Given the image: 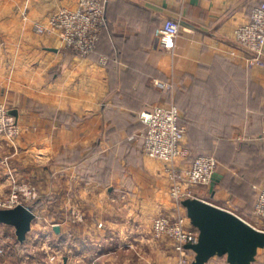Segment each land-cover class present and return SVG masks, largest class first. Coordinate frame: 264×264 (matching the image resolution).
I'll list each match as a JSON object with an SVG mask.
<instances>
[{
  "label": "crops",
  "instance_id": "obj_1",
  "mask_svg": "<svg viewBox=\"0 0 264 264\" xmlns=\"http://www.w3.org/2000/svg\"><path fill=\"white\" fill-rule=\"evenodd\" d=\"M78 1L0 0V103L22 129L15 147L0 136V161L10 154L21 177H41L54 210L32 207L46 219L33 222L24 243L13 227L0 224L9 243L29 249L3 255L0 241V261L22 264L18 258L26 255V264H50L55 255V264H176L172 244L152 239L151 219L175 204L167 164L142 149L147 126L139 113L174 102L191 158L219 162L214 194L211 183L196 188V196L251 217L252 200L231 182L255 185L264 174L255 170L264 156V66L248 65L234 31L263 0H109V27L88 58L63 49L56 34L34 31V21L46 24L57 9ZM168 18L183 28L164 46L158 33ZM157 82H170L173 90ZM167 94L172 101L164 102ZM191 158L179 167H191ZM5 170L0 162L2 193L9 192ZM73 207L83 210V221L54 217L60 210L63 218L70 215ZM208 264L228 262L215 257ZM255 264H264V249Z\"/></svg>",
  "mask_w": 264,
  "mask_h": 264
},
{
  "label": "built area",
  "instance_id": "obj_2",
  "mask_svg": "<svg viewBox=\"0 0 264 264\" xmlns=\"http://www.w3.org/2000/svg\"><path fill=\"white\" fill-rule=\"evenodd\" d=\"M23 16L27 18L26 9ZM106 22V0H79L75 8L57 9L50 15L46 24L34 23V31L41 36L56 33L65 50L86 58L95 51ZM182 28L180 20L166 19L158 33L162 44L168 46V42L177 37ZM234 39L247 54L249 66H264V0L253 8L249 21L235 29ZM106 61L104 58L105 64ZM157 87L171 91L174 86L170 82H157ZM181 117L180 109L174 102L147 106L139 114L140 120L148 127L142 144L143 151L147 156L167 164L170 195L176 204L173 215L154 220V236L172 237L176 243L174 248L179 257V264H191L194 253L186 246L196 243L199 233L191 225L181 202L186 198L197 197L196 188L210 186L218 171L219 162L213 156L199 155L191 162L190 168L179 167L178 162L190 156V149L185 141L186 129L180 124ZM20 131L21 127L14 116L0 103V134L15 139L21 135ZM261 139L264 140V127ZM12 179V196L5 200L0 193V207L14 208L20 204L29 207L22 202V198H36L37 192L31 186L22 185L14 177ZM254 189L257 192L254 214L262 222L253 225L264 231V183ZM71 210V219L68 216L67 220H84L82 209L73 207ZM53 224V227L59 225Z\"/></svg>",
  "mask_w": 264,
  "mask_h": 264
},
{
  "label": "water",
  "instance_id": "obj_3",
  "mask_svg": "<svg viewBox=\"0 0 264 264\" xmlns=\"http://www.w3.org/2000/svg\"><path fill=\"white\" fill-rule=\"evenodd\" d=\"M10 114L15 116L13 111ZM219 176L216 173L213 177L212 194ZM181 205L199 233L197 242L186 246L194 253L191 264H208L215 257L226 258L228 264H255L259 250L264 249L263 230L236 213L198 197L186 198ZM35 218L34 211L23 204L0 209V224L13 227L21 243L31 232ZM54 230L59 233L61 228L56 225Z\"/></svg>",
  "mask_w": 264,
  "mask_h": 264
},
{
  "label": "rangeland",
  "instance_id": "obj_4",
  "mask_svg": "<svg viewBox=\"0 0 264 264\" xmlns=\"http://www.w3.org/2000/svg\"><path fill=\"white\" fill-rule=\"evenodd\" d=\"M23 12H24V10H23ZM50 17V16H49ZM49 17H48V19H49ZM23 18H24V16H23ZM25 19V18H24ZM28 19V13H27V18L25 19V20H27ZM48 21V20H47ZM35 23L36 22H40V21H34ZM41 23V22H40ZM56 34V33H55ZM37 36H38V34H37ZM39 36H41V35H39ZM42 36H46V35H42ZM64 49V48H63ZM72 53V52H71ZM90 57V56H89ZM86 58H88V57H86ZM171 101H172V99H170ZM9 110V109H8ZM263 127H264V121H263ZM262 133H263V131H262ZM20 134H22V129H21V131H20ZM0 136H2V137H6V135H4V134H0ZM20 136L21 135H19L17 138H15V139H11V138H8V137H6V139L9 141L8 142V144H9V146H12V147H15V144H13L17 139H19L20 138ZM258 143H260V142H258ZM187 145V144H186ZM259 147H260V150L262 151V152H264V145H263V143H261V145H259ZM143 149V148H142ZM10 158H11V155L10 154H7V155H4L3 156V158L1 159V164H3V166L5 167V171H7L6 172V178H7V181H8V185H9V192H0L2 195V197L5 199V200H8V199H10V197L12 196V193H11V191H12V181H13V179H12V177H14L19 183H22V185H28V186H31L33 189H35V191L37 192V196H36V198H32V199H30V200H27V199H25L24 197L22 198V196H21V198H22V202L24 203V204H27V205H34L36 202L38 203V205H35V207L36 208H38V206L40 205V204H44V205H46V206H49V204H47V202H46V194H45V191H44V189H43V183H44V180L40 177V178H37V176L36 175H34V176H30V174H27L28 176H26V175H24V174H22L23 176L21 177L20 176V174H19V172H17L16 173V171H15V168L13 167V165H12V163H11V161H10ZM189 159V157L187 158V159H185V160H180V161H186V160H188ZM261 167H262V165H261ZM261 167H257V169H255L256 171H261L262 172V168ZM190 168V167H189ZM188 169V168H187ZM45 173V172H44ZM43 180V182H41ZM37 181H38V183L40 182L41 184H37ZM170 181V180H169ZM260 182V183H259ZM259 182H258V184L257 185H253V187H255V186H260V185H262L263 183H264V174L262 175V177L260 178V180H259ZM170 183V182H169ZM41 187H42V189H41ZM201 188H205V187H201ZM255 191H256V189H254ZM169 195H170V187H169ZM219 196H223L220 192H219ZM170 198H171V200L174 202V204H175V201L172 199V197H171V195H170ZM256 199H257V197H256ZM255 204H256V201H255V203H254V207H255ZM254 207H253V210H252V213H253V215L250 217L249 216V218L248 217H242V218H244L246 221H248V222H250L251 224H257V223H260V222H262V221H260L259 219H258V217H256V215L254 214ZM32 210H33V208L32 207H30ZM175 208H176V204H175ZM174 208V209H175ZM0 209H1V207H0ZM174 209H172L171 211H169L168 213L167 212H165V211H162L161 213H159V214H157L156 216H154V218L153 219H151V234H152V239L153 240H156V241H158V240H162V239H165V241L167 242V243H171L172 244V247L174 248L175 247V241L172 239V237H169L168 235L167 236H164V237H162V238H156L155 236H154V220L156 219V218H159V217H162V216H168V215H173V213H174ZM47 210V213L49 214V213H53L54 212V210H52V208L49 206V209H46ZM34 211V210H33ZM41 211V210H40ZM52 211V212H51ZM60 212H61V210L58 212H56V215L54 216V217H56V219H58V220H67V217L69 218V219H71L70 218V215L68 214V215H65V217L63 218L62 217V215H60ZM34 213H35V211H34ZM43 213H44V215L45 216H47L48 214L46 213V211H44L43 210ZM35 215H36V213H35ZM40 218H41V220H40ZM36 219V218H35ZM45 219H46V217H44L43 215H42V213H40V212H38V215H37V219L36 220H34L33 222L35 223V226H37V225H39V221H45ZM60 221H58V222H60ZM68 221V220H67ZM55 223V222H54ZM52 224V223H51ZM34 224L32 223V228L34 227L33 226ZM42 226V225H41ZM43 227L46 229V225L44 226L43 225ZM48 227H49V225H48ZM1 233H4V234H2L1 236L2 237H0V241H1V244H2V248H4L3 250V255H4V253L5 252H10V253H13V252H16V251H20L21 252V255H22V252H23V250H25V251H27V252H29V249L28 248H24V247H22L21 248V246H20V244H18L17 242H16V240H13L12 239V241H10V243L8 242V238L9 237H5L4 238V235H5V233L6 232H4V231H2V228H0V234ZM29 235V234H28ZM2 238H3V241L4 242H2ZM27 240V239H26ZM25 240V241H26ZM24 241V242H25ZM23 242V243H24ZM5 243V244H4ZM37 247H38V249H41L42 247H43V245L42 244H38L37 245ZM36 247V248H37ZM5 250H7V251H5ZM37 251H39V250H37ZM174 251H175V248H174ZM30 253H31V250H30ZM33 253V252H32ZM175 254H176V264H179V257H178V255H177V253L175 252ZM21 255H20V257L18 258V260H20V263H21V261H22V259H23V261H22V264H26V255L23 257V258H21ZM40 255V254H39ZM39 259L41 258V257H38ZM56 256L55 255H49L48 256V258H47V263H50V264H55L56 262ZM6 261H4V262H2V261H0V264H6L5 263ZM19 263V262H18Z\"/></svg>",
  "mask_w": 264,
  "mask_h": 264
},
{
  "label": "trees",
  "instance_id": "obj_5",
  "mask_svg": "<svg viewBox=\"0 0 264 264\" xmlns=\"http://www.w3.org/2000/svg\"><path fill=\"white\" fill-rule=\"evenodd\" d=\"M108 6H109V0H106V18H107V22H106V24H105V26L103 27V30H102V32H101V35H100V39H99V41H98V43H97V46H96V49H95V51L90 55V57H93L96 53H97V51H98V49H99V46H100V43H101V41H102V37H103V34H104V32H105V30H107L108 29V22H109V20H108V15H107V13H108ZM67 51V50H66ZM70 52V51H69ZM74 54V53H73ZM112 60L109 58V61H108V63H106L107 64V68H111V66H112ZM167 95H168V97H167ZM166 95V99H165V101L164 102H167L168 100H170L171 98H170V95L169 94H167ZM170 98V99H169ZM145 108V107H144ZM143 108V109H144ZM142 109V110H143ZM141 110V111H142ZM141 111H140V113H141ZM139 113V114H140ZM263 120H264V114H263ZM181 121H182V118L180 119V124H181ZM143 123V122H142ZM263 124V123H262ZM146 125V124H145ZM147 126V125H146ZM147 130H148V127H147ZM263 131V130H262ZM146 133H147V131H146ZM146 135V134H145ZM145 135H144V137H143V141H144V138H145ZM262 135V134H261ZM194 155V154H193ZM192 155V158H191V155H190V158H191V160H194L197 156H199V155H197L196 157L195 156H193ZM260 160V159H259ZM67 162V161H66ZM261 165H262V167H261ZM258 167V166H257ZM259 167H261L262 168V170H263V172H264V156L263 157H261V160H260V162H259ZM257 182V184H258V182L259 181H256ZM255 182V183H256ZM260 183V182H259ZM257 184H255V185H257ZM231 186H232V189L233 190H237V191H239V192H242L244 195H246L247 197V199L248 200H252V208H251V210H250V212H251V216L253 215V213H252V210H253V206H254V203H255V201H256V197H257V192L254 190V187H253V185L251 184V185H238V183H235V181H233V182H231ZM35 205H38V203L36 202L34 205H30L31 207H34ZM219 258H223V257H219Z\"/></svg>",
  "mask_w": 264,
  "mask_h": 264
}]
</instances>
